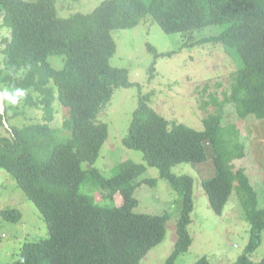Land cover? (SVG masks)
Listing matches in <instances>:
<instances>
[{
  "label": "trees",
  "instance_id": "obj_1",
  "mask_svg": "<svg viewBox=\"0 0 264 264\" xmlns=\"http://www.w3.org/2000/svg\"><path fill=\"white\" fill-rule=\"evenodd\" d=\"M57 0H0L1 27L10 29L5 48L2 81L39 96L27 102L44 112L43 124L22 128L9 126L0 135V170L39 211L48 237L25 242L12 264H139L165 236L169 214L133 212L137 177L146 167L129 164L109 178L94 167L108 136L107 125L97 121L117 88L137 86L125 69L109 65L115 53L112 32L131 29L150 18L168 35L191 34L218 26L221 32L198 41L221 44L225 54L238 63L223 100L210 96L215 113L202 119L203 130L169 122L150 107L151 93L141 94L132 113L124 147L139 151L180 196L176 240L165 264H174L192 243L187 230L193 209V180L171 172L179 164H200L211 159L215 176L201 183L211 211L220 216L233 189L250 227L249 242L236 264H264L249 259L261 242L264 206L243 168L245 158L237 125L222 123L224 106L231 105L238 119L264 120V0H104L91 13L61 18ZM154 58L159 54L147 44ZM50 56H64L62 69H53ZM3 70V71H4ZM0 70V75L3 73ZM154 68H149L153 78ZM208 85L205 84L203 91ZM39 97V98H38ZM67 110L62 129H53L52 103ZM3 115L0 123L3 126ZM65 134L62 135L61 132ZM86 164L89 169H82ZM100 188L109 199L119 195V206H99L81 192L84 183ZM145 183L155 184V180ZM3 219L18 222L21 214L2 210ZM194 264H210L205 257Z\"/></svg>",
  "mask_w": 264,
  "mask_h": 264
},
{
  "label": "rangeland",
  "instance_id": "obj_2",
  "mask_svg": "<svg viewBox=\"0 0 264 264\" xmlns=\"http://www.w3.org/2000/svg\"><path fill=\"white\" fill-rule=\"evenodd\" d=\"M36 1V0H24ZM104 0H57L56 12L61 18L75 13H91ZM147 1V0H145ZM0 16V70H4L5 48L3 40H10V29L1 27ZM221 32L218 26L206 27L191 34H165L149 17L137 26L112 32L115 53L109 59V65L125 69L128 81L140 88L141 94L151 93L150 107L169 122L190 127L196 131L203 130L202 119L215 113L214 105L204 106L210 102V96L219 102L231 83L230 74L238 63L228 57L221 44H200L204 38L216 36ZM147 44L157 53H172L170 57L154 58L148 51ZM64 56H50L47 61L55 70L64 64ZM153 66V78L149 68ZM5 70L0 75V93L4 90L14 91L18 87L9 86L2 81ZM205 84L208 85L203 91ZM117 88L110 102L99 112L97 121L107 125L108 136L101 147L94 167L100 174L109 178L129 164H142L146 167L143 174L137 177L139 184L133 193L137 204L133 212L150 215L168 213L166 232L163 241L151 248L139 264H165L172 253L176 240L175 226L180 214V196L163 179L159 178L156 168L150 167L139 151L123 146L122 140L128 133L132 113L137 107L138 87ZM20 89V88H19ZM35 101L38 94L26 90L23 98L13 105L0 98V115H3V126L0 123V135L8 136L7 128H22L31 124H43L44 112L41 108L31 106L27 98ZM39 98V97H38ZM53 129H62L67 118V110L57 100L52 103ZM223 125L235 124L240 130V141L244 143L245 158L235 162L243 168L250 184L257 194V206H264V120L248 117L237 118L231 105L224 106ZM65 134L64 131L61 132ZM82 169H89L86 164ZM176 176L187 175L192 178L193 209L191 223L187 230L192 243L188 250L180 255L174 264H194L205 257L210 264H236L249 242L250 227L244 219V212L237 197L236 188L220 216L215 215L208 205L201 183L215 176L211 159L200 164H179L171 168ZM155 180V184L145 183ZM81 192L89 195L99 206H119L122 199L115 195L113 199L104 197L100 188L86 182ZM17 210L21 214L18 222L3 219L2 210ZM48 237V231L42 217L24 193L17 187L10 175L0 170V264H12L18 257L25 242L38 241ZM264 257V231L257 249L249 254V259L259 262Z\"/></svg>",
  "mask_w": 264,
  "mask_h": 264
},
{
  "label": "clouds",
  "instance_id": "obj_3",
  "mask_svg": "<svg viewBox=\"0 0 264 264\" xmlns=\"http://www.w3.org/2000/svg\"><path fill=\"white\" fill-rule=\"evenodd\" d=\"M24 95L25 90L17 88L12 92L4 90L2 93H0V98H3L4 100H7L11 104L15 105L18 103L20 98L24 97Z\"/></svg>",
  "mask_w": 264,
  "mask_h": 264
}]
</instances>
